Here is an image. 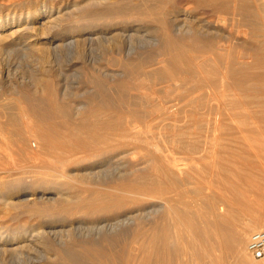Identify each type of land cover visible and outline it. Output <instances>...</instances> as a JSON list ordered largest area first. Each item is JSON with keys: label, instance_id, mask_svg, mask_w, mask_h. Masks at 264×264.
I'll return each mask as SVG.
<instances>
[{"label": "bare ground", "instance_id": "1", "mask_svg": "<svg viewBox=\"0 0 264 264\" xmlns=\"http://www.w3.org/2000/svg\"><path fill=\"white\" fill-rule=\"evenodd\" d=\"M51 1L48 4L42 0L40 4L30 5L27 10L15 11L12 15L9 12L0 14V52L20 51L41 63H49L52 59L56 61L64 52L69 67L78 61L91 66L95 61L89 56L91 47L103 46L106 61L112 63L109 61L114 58L120 70L101 69L102 76L99 75L101 77L96 80L97 89H112L119 97L127 95L128 98L126 103L118 102L115 105L108 102L106 97L94 105L78 101L73 103L72 108L71 101L68 103L64 99L69 96L67 86H59L52 77L44 78L41 74L34 79L44 81L41 85L46 91L45 101H35L34 95L27 97L18 89L10 92L9 87L7 93L16 95L19 103L11 109L0 103V156L13 161L7 159L11 163L7 171L19 169L26 175L13 178L11 174V183L4 181L8 177L5 175L0 177L3 178L0 185L13 190L23 183L25 189L38 187L53 190L54 194L50 196H43L41 191L35 196L38 200H52L51 214L67 210L70 215L122 212L124 216L113 222L92 225L69 224L66 227L60 224V227H56L49 222L45 226L10 232L1 229L0 254L15 255L21 253L25 245L39 242L47 253L53 252L62 264H176V244L170 241L177 239L180 230H186L192 235L190 247L192 245L195 259L198 258L191 264H222L224 261L227 264H261L250 257L247 238L251 230L264 229V214H250L253 216H245L246 220L241 221L233 202L255 207L263 202L264 196V183L259 182L262 175L255 174L257 170L264 171V111H247L245 107L249 101L239 99L240 95L237 97V93L242 91H259L264 96V0H191L197 6L217 14L218 23L230 20L237 26L238 33L244 36L239 38L240 41H232L233 44H219L217 36H209L203 30L201 32L198 26L203 27V21H199L196 15L193 19L197 21V27L189 23L188 10L163 8L157 2H146L144 6L136 5L120 12L115 7V0ZM57 1L60 3L57 4ZM118 12L124 20H115ZM134 13L159 15L162 31L155 38V55L151 58L155 62H149L148 57L140 58L137 62L130 58L132 33L124 25L128 23L127 16ZM167 14L172 15L167 19ZM41 40L42 46L39 45ZM118 52L121 54L116 55ZM41 70L47 71L49 68L43 64ZM10 74L9 69L0 67V88L6 80L10 81ZM146 77L148 81L144 79ZM179 77L185 78L188 85L175 97L178 92L176 78ZM161 80L172 81V84L168 82L162 90H158L161 97L157 99L151 96L150 91H154V84ZM133 89L139 95H129ZM254 93L253 98L257 97ZM100 94L105 95L103 92ZM249 97L254 102L250 94ZM256 100H260L255 102L257 105L264 104L260 98ZM104 106L117 111V114L114 113L116 119L110 125L109 118L100 120L97 117V109L100 112ZM186 106L193 111L207 108L209 113L212 112L213 116L206 119L212 133L201 135L198 132L190 140V136L185 137L187 141L183 143L173 135L170 143L179 146L178 142H181L179 147L186 148L189 162L191 158L205 159V156L210 157L212 164H217L222 158L228 160L231 155L237 158L234 165L230 163L234 171L230 170L231 167L227 169L230 172L226 177L223 168L216 167L213 180L207 184L211 191L204 192L205 184L192 182L191 164L186 160L148 149L145 160L123 163L115 167L109 178V174L104 172L102 176L96 173L97 170L90 171L94 179L85 178L86 184L70 192L77 178L68 168L69 164H81L95 150L115 155L128 153L130 156L133 154L130 149H140L141 145L145 149L149 142L142 134L145 131L140 128L142 123L148 122L151 116L169 120L170 116L178 115ZM236 107H241V111L231 110ZM60 114L68 117L61 119ZM95 114L96 120H91ZM173 120L169 121L174 125L176 121ZM105 127L109 128L106 132L102 130ZM231 149L237 150L231 152ZM16 157L25 162L15 163L16 159L13 158ZM241 161L250 162L243 172L238 165ZM238 175L244 176L248 180V188L256 190L260 196L251 198L247 188L241 190L232 179ZM22 177L25 178L24 182ZM188 185L199 192L198 198L191 200L186 197L185 187ZM10 190L4 198L0 195L2 207L33 208L41 219L46 217L47 212L38 207L35 200L28 201L31 198L27 192L13 195L17 191ZM175 194L179 197L176 198ZM146 202H152L151 206ZM135 218L139 222L131 233L120 236L115 232L109 233L118 224L132 222ZM123 238H130L128 242L132 244L120 248L119 241ZM42 253L44 256L45 253Z\"/></svg>", "mask_w": 264, "mask_h": 264}, {"label": "rangeland", "instance_id": "2", "mask_svg": "<svg viewBox=\"0 0 264 264\" xmlns=\"http://www.w3.org/2000/svg\"><path fill=\"white\" fill-rule=\"evenodd\" d=\"M72 1L80 2L81 0H69V2H72ZM115 1H116L115 7L120 12H121V10H123V11L129 10L133 6H136V5L144 6V4L146 2H150V3L157 2L163 8L171 7L172 10H177V9L188 10V13H189V18L187 19L188 22L191 24H194V26L197 27V21H195L193 19V16L196 15L197 16L196 18H199L198 19L199 21H201V22L203 21L202 22L203 24H201V25H203V27L198 26V29L201 32L203 30V32L208 33L207 35H209V36H211V35H215V37L217 36L216 40H218L217 43H219V44H223V43L225 44L228 42H229V44H233V42L235 43L237 41H240L239 38H243V36H244L243 33L242 34L240 33L241 36H239L240 34L238 33V30H236L237 26L234 23H232L230 20H226L225 23H222L221 21H219L222 24L218 23V20H217L218 15L217 14L209 11V9H204V7L197 6L191 0H115ZM41 2H42V0H0V12H1L0 14H4V13L9 12L10 15H12V13L15 11L20 12V11L27 10V8L31 7L30 5L40 4ZM46 2L48 4H51L52 1L46 0ZM58 3H60V1H57V4ZM190 11H191V13H190ZM120 12H118V16L115 18L116 21H121V19H123V20L125 19V18L121 17L122 14ZM171 15L172 14H167L166 18L167 19L170 18ZM126 20H128V23H126L124 26L128 27L130 32L132 33L131 34L132 37L130 36V40L132 41L131 44H133V45H131V47L133 46V48H134V49L132 48L130 58H132V60L134 62L135 61L137 62V60L139 61L140 58H147L148 57L149 62H155L154 59H151L152 56L155 55V47H154L155 46L154 43L156 42L155 38H157L160 35V32L162 31L160 23L158 22L159 15L155 16L153 13H145V14L144 13L143 14L134 13V14L128 15ZM206 22H207V24H206ZM214 22H215V25H214ZM208 23H209V25H212V26H209ZM116 25L118 27L120 26L119 24H116ZM207 26L210 29L212 28L211 29L212 32L210 31L209 28H207ZM209 32H211V33H209ZM41 44H42V40H41V42H39V45L40 46L44 45V44H42V45ZM91 48L92 49L89 52V56L95 60L94 62H92L93 66L92 65L90 66L89 64L84 65L83 63H80L78 61L77 63H75V65H71L69 67L70 64L69 65L67 64V59H66L64 52L60 54V57L57 58L56 61L54 59H52L51 61L49 60L50 61L49 63L47 61L48 64L46 62L41 63L37 59L34 60V58H32L26 54L23 55L20 51H12V52H8V53L0 52V67H4L5 69L7 68V69H9V72H11V74H10L11 77L9 75V78H8L10 81L6 80V82L3 83V87L0 88V91L4 93V94L0 93V103L4 104L9 109H11L10 107H16L18 105L19 100L16 97V95H13L12 93H7V90L9 89V87H10V92L18 89L21 93L25 94L27 97H29L30 94L34 95L35 101H40V102L45 101L46 100V93H45L46 91L44 90L43 85H41L44 83V81L39 82L38 79H36V80L34 79V77H38L40 74L44 78L47 77L48 79H50L52 77L51 79L54 80L57 85L61 84L62 86L63 85L67 86V91H68L67 94L69 96H67L64 99H66L67 101L66 100L65 101L68 103H70L69 101H71L70 104H71L72 108H73L74 104H76L78 101L87 103L88 105H94V104H96V102H99L100 100H102V97H106L108 102H112L113 105L119 104V103H122V104L126 103V98H128L127 95L124 97L123 96L119 97L118 94H115L112 89H108V88L104 89L103 88L105 92L103 90L101 91V89H100V91H99V89H97L96 80L102 76V74H101L102 70H104L106 68H113V69H115L116 72H118L120 70V68H119V66L115 65L116 60L114 58L112 59V61H109L112 63H108L106 61V59H107L106 58L107 57L106 49L103 46L100 47L98 45V46H93ZM37 53H39V52H37ZM117 54L120 55L121 53L118 52V53H116V55ZM45 63H46V65H45ZM41 64L42 65L44 64V66L46 68H49V70H47V71L41 70L42 69ZM49 64H50V67L48 66ZM94 64H95V66H94ZM101 67H103V68H101ZM96 68H97V70H96ZM147 68H149V67H147ZM43 72L46 74L44 75ZM55 73H57V74H55ZM99 75H101V76H99ZM59 77H61V78H59ZM144 79L146 81H148L147 77ZM176 79H177L178 92L175 93V97H178L188 84L185 82V78H183V77H179ZM163 81L166 83H164ZM163 81L162 80L157 81L154 84V86L155 85L156 86L155 87L153 86L154 91H150L151 96H153L154 98L159 99L158 97L159 96L161 97V93H160L161 91H158V90H162L164 85L168 84V82H169V84H172V81H171V83L169 80H163ZM8 83H9V85H7ZM10 84H11V86H10ZM61 85H59V86H61ZM7 86H8V88H7ZM40 86H42L41 87L42 89L40 88ZM32 90H33V92H32ZM133 90H131V92H130L131 94H129V95H139L138 92H135L136 91L135 89H133ZM101 92H103L105 95H101L100 94ZM72 93H73V95H72ZM247 93L244 91L237 93V97L240 95L238 97L239 99L250 102V103L248 102L246 104L247 107H245V108L248 109L247 111L253 112L252 110L258 111V109L261 111H264V104L263 105H257L255 103V102L260 101V100L259 101L256 100L258 98H260L262 101H264L263 93L256 91L255 93H256L258 98L257 97L253 98L254 92L252 93V91L247 92ZM249 94L252 96L251 99L252 100L254 99V102L250 101ZM119 98L122 99L121 102L119 101V100H121ZM23 100L26 101L27 99L23 98ZM207 105L209 106V102L207 103ZM122 108H124V106ZM231 110L241 111V107H236V108L231 109ZM184 111H185V113H184ZM96 113L99 116H97L95 114L92 116L91 120H96L97 117L98 118L100 117L99 118L100 120H102V118H109L110 123L108 122V125H110L116 119L115 117H116L117 111L115 109H113L112 107L107 108L106 106H104V108H101L100 112L97 109ZM114 113H116V114H114ZM189 113L192 115L190 116ZM211 113L212 112H210V113L208 112L207 108L206 109L200 108L198 110L193 111L192 109H190L189 106H186L185 109H181V111L178 112V115L175 114L174 116L172 115L169 117V120L174 119L176 121L175 122L173 120L175 122L174 125L172 124L173 123L172 121L166 120L168 118L160 119L161 117L158 118L155 116H153V118H151L152 117L151 116L147 120L148 122H145V124L142 123V125L140 127L142 130L145 129V131L144 130L143 131H144V133L146 132V134L142 133L141 132L142 130H140V132L144 135V137L148 138L147 141L149 142V145L146 146L147 147V148H145L146 150L143 149L144 147L142 145L139 147L140 149H138V148L137 149L136 148L130 149L131 152L133 153L130 156L128 155V153H126V154L122 153V155L120 153L118 155H115L114 153L95 150V151H93V153H90L87 156L88 158L85 161H83L81 164H79V165L77 164L76 166L74 164H69L68 168L71 170V172L75 173L73 176L75 178H77V180L75 179V181L73 182L74 187L72 188V190L70 189L71 190L70 192H72L73 190L74 191L77 190L79 187H81L82 184H86V179L90 180L91 179L90 177L93 178L90 171H92V170L96 171L97 170L96 173L99 172V174H102V176H103V172H104L106 174H109L107 176V178H109V176L111 175L110 173H112L116 169L115 167L122 166V165H124L126 163H130L132 161L136 162L137 159L139 161L145 160L147 158L148 149H149V151L156 150L159 153L161 152V154L166 155V153H167V155L171 154L174 157L178 156L177 157L178 159L186 160V163L191 164L189 167H191L190 169H191L192 176H193L191 178L192 182L199 181L201 183V185L205 184L204 185L205 187L202 189L204 192L205 191L206 192L211 191V187H209L207 184H208V181L213 180V176H214L213 174L215 172L214 170L217 169L216 167L217 166L222 167L224 170L223 175L226 177L229 174L228 172H230L227 169H229L231 167L230 170L234 171V169H232V165H234L237 158L236 157L233 158L234 156L231 155L232 157L228 158V160L230 159L229 160L230 162L227 160V158L226 159L222 158V160L217 162L218 165L212 164L210 162V157H207V156H205V159L204 158L201 159V157L200 158L198 157L195 159L193 158L194 161L191 158V162H189L190 159H187L188 154H187V151H185L186 148L184 147L185 148L184 149L183 147H181V148L179 147V146H181L180 145L181 142L183 143V141H185V142L187 141L186 140L187 138H185V137L190 136L189 137V140H190V139H192L193 136H197L198 132L202 133L201 135H203L204 133H209V134L212 133V131L210 129L211 126L206 124L207 123L206 119L211 118L213 116V114H211ZM206 115H207V117H206ZM67 117L68 116L65 117V115H63V114H60V116H59V118H61V119H66ZM177 122H178V124H177ZM140 124L137 125L138 128H139ZM143 125L144 126L146 125V126L143 127ZM147 125H148V127H147ZM169 128H170V130H169ZM104 129H102V130L106 132V131H108L107 129H109V128L107 127L105 130ZM161 133H162V135H161ZM173 135L179 141H181V142H178L179 146L173 145V142L170 143V138ZM154 136H155V138H154ZM180 137L185 138V139L180 140L181 139ZM149 138H150V140H149ZM153 143L155 145H152ZM156 143L158 144V146ZM169 144L171 145V147ZM236 148H237V146H236ZM157 149H159V150H157ZM130 150H127V151H129V154L131 153ZM143 150H145L144 152H146V153H144ZM236 150L237 149H231V152H233V151L236 152ZM240 151H242V150H240ZM231 152H229V153H231ZM144 156H146V157H144ZM131 157H133V158H131ZM1 158L7 160L9 157L3 156V155L0 156V171H2V172H0V177H6L5 175L8 176V177H6V179L7 178L8 179L6 180L4 178V181L11 183L13 181L14 177H18V176L21 177V176L26 175V173H24L23 171L19 172V169H18V171L16 169L15 170L12 169V171H10V172L7 171L6 170L7 167H9L11 165V163L9 164V161H8L10 158L7 160V162H8L7 164H5L6 160H2ZM117 158H119V159L117 160ZM206 158H209V159L206 160ZM13 159H16L15 163H18V161L19 162L20 161L25 162V160H21L17 157L13 158ZM197 160L199 162H195ZM231 161H233V162H231ZM11 162H13V161L11 160ZM257 162L258 161L256 160V163ZM227 163H229V164H227ZM230 163H232V165ZM249 163L247 164L246 161H241L238 164L239 166H241L240 170L242 171V170L246 169L249 166ZM245 165H247V166H245ZM1 166H2V168H1ZM196 166H197V168H196ZM211 166H214L215 168H213ZM112 168H114V169H112ZM200 168H201L202 172L200 171ZM233 168H234V166H233ZM84 171H85V173H84ZM15 172H17L18 174L16 173V175H14ZM262 172H264V171H262V170L261 171L260 170L255 171L256 175H258V176L262 175V177H259V178H262L259 180L260 184L264 183V179H263L264 173H262ZM20 173H22V174H20ZM83 173H84V176H83ZM11 174H13V176ZM85 175H87V176H85ZM11 176L13 178L10 179ZM241 176L242 175H238L237 177L235 176L232 179L237 185L240 186L239 187L240 189L242 188L241 190L244 191V190L248 189V191L251 192L250 194H253V195L249 194L250 197L252 196L251 198L259 197L260 195L258 194V192L256 190L250 189V187L248 188V184H246V182H248V180L244 176H242V177ZM82 178H84V179L86 178L85 181H83L84 179H82ZM235 178H237L238 180ZM239 178H241V179H239ZM2 179L0 178V180H2ZM22 179H23V177H22ZM26 179H28V177ZM24 181H25V178L23 179V182ZM239 181H241V182H239ZM19 185L20 186L15 187V189H13V190L7 189L6 187H3L0 185L1 198H4V196H6V194L9 190L14 191V192L17 191L13 195H19L18 193L27 192V196L31 198L28 201L35 200L37 202V206L38 207L40 206L41 208H43V210H45L47 212V215H46V217L44 216L43 219H41L40 215L37 214L35 211H33V208H27V207H25V208L24 207L7 208L4 206L2 207L0 204V207H1V209H0V230L1 229L4 231L9 230V232H10L12 230H20V229H24L26 227L27 228L28 227L29 228H36V227H39L40 225L45 226L49 222L54 223L56 225V227H60L59 226L60 224L66 225V227H68L69 224H71V225H78V224L79 225H92L94 223H102V222H107V221L113 222L116 218H118V217L121 218L122 216H124V214L122 212H114V213H108V214H102V215H89V216H85V215L80 214V213L70 215L69 211H67V210H64L62 212H54L53 214H51L49 212V209L52 208L54 205L52 200H46L45 198H41L40 200H38L35 198V196H36V194H40V193H42L43 196H46V195L50 196V195L54 194L53 190L49 191L50 189H45V190L42 189L43 190L42 191L41 189H38V187L36 189H33V190L30 187H26V189H25L23 183L22 184L20 183ZM206 185H207V187H206ZM190 186L188 185L185 187V189H186L185 195H186V197H189L191 200H194V199L199 197V192ZM243 186H244V188H243ZM213 189H215V191H217L215 187H213ZM39 191H41V192L39 193ZM2 193H4V194L6 193V194L4 195ZM175 195L177 196V194H175ZM175 195H174V197H176ZM178 197L179 196H177L176 198H178ZM58 200L59 199H57V201ZM148 201H151V200H148ZM261 201H263V202L256 205L255 207L246 206V205L240 204L238 202H233V207H235L234 209H236L237 212L240 214L241 221L242 220L244 221V220H246V217L253 216L250 214H254V215L255 214L256 215L264 214V196L262 197ZM146 203L148 206L149 205L151 206V204H152V202H146ZM49 217H51V219ZM137 219L138 218H135L132 222H124L123 224L122 223L118 224L117 228L116 227H115L116 229L113 228L112 229L113 231L111 230L109 233L113 234L115 232L116 234H118V236L131 233L132 231H134L137 228V224H138L137 222H139L138 221L139 219L138 220ZM257 230H260V229H257ZM253 231H255V230H253ZM253 231L251 230L249 232V235ZM249 235H248V238H249ZM177 236L178 237L176 240L174 238H172L170 241L171 243L173 242V244H176V251H175L176 264H191V263L195 262L198 258L195 259L196 256H194L192 245L190 247V243L192 242L191 233H189L186 230H180V232L177 234ZM248 238H247V242H248ZM173 239H174V241H173ZM128 241H131V239L130 238L121 239L119 241V247L120 248H127L130 244H132V242L129 243ZM67 244H70V243H67ZM43 246L44 245L42 243H39V242H36L35 244L30 243L29 245L27 244V246L25 245L24 247H22L21 253H18L15 255L12 253L0 254V264H34V263L35 264H37V263L38 264L39 263L40 264H62L60 262V259L58 257H56L55 255H53V252L49 251L47 253L46 248H44ZM42 252L45 253L44 254L45 257L43 256ZM40 254H42V255H40ZM190 254H192V255H190ZM250 257L255 262H258V263L261 262V264H264V258H255L252 255ZM222 264H227V263L224 261Z\"/></svg>", "mask_w": 264, "mask_h": 264}, {"label": "built area", "instance_id": "3", "mask_svg": "<svg viewBox=\"0 0 264 264\" xmlns=\"http://www.w3.org/2000/svg\"><path fill=\"white\" fill-rule=\"evenodd\" d=\"M247 249L255 258H264V229L255 230L250 233Z\"/></svg>", "mask_w": 264, "mask_h": 264}]
</instances>
